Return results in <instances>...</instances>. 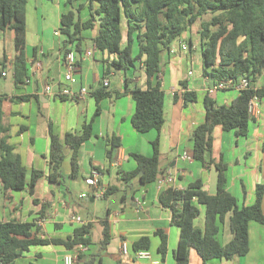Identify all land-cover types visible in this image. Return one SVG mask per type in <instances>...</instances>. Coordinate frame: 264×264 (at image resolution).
Segmentation results:
<instances>
[{
  "label": "crops",
  "instance_id": "1",
  "mask_svg": "<svg viewBox=\"0 0 264 264\" xmlns=\"http://www.w3.org/2000/svg\"><path fill=\"white\" fill-rule=\"evenodd\" d=\"M32 1L28 0L27 5L28 78L21 85H16L13 70L15 52L6 53L2 45L0 63L5 62L8 68L3 69L7 72L6 77L0 74V94L7 96L4 122L10 129L9 142L27 168L28 180L33 171L43 175L36 184L34 195L28 189L5 192L0 181V223L19 221L35 224L33 234L48 240H67L73 237L77 228L91 225L89 237L92 244L74 250L54 244L34 246L25 251L15 264H65L68 255L77 256L73 264H87L91 260L93 264H175L180 231L172 223V211L161 205L160 194L170 187L185 190L198 180L203 182L204 190L209 194L217 192L218 170L215 165L206 168L194 158L182 159L184 153L193 154L191 134L205 122L204 97L212 85V81L203 76L201 45L198 47L193 42L189 51L176 56L165 52L159 78L166 94L165 124L160 132L153 130L140 134L131 121L135 103L131 94H124V91L126 83L130 88L146 86L143 70L105 75V54L96 48L93 41L98 35L97 26L93 30L83 31L85 42L82 50L71 52L77 62V81L69 84L65 80L67 69L61 52V38L55 34L59 31L61 14L68 10L65 0H38L41 7L52 5L57 20L50 25L42 23L40 27L36 24L30 28L28 7ZM38 1L34 0L36 6ZM85 2L78 0L74 5L77 7ZM43 17L44 11L41 12ZM82 17L84 20L89 17L87 9L82 11ZM4 35L0 33V45ZM88 52H92L91 56ZM198 59L202 68L200 77L194 71ZM1 69L0 66V73ZM10 76L11 84L1 82ZM113 78H118L116 86ZM105 81L109 82L107 87L104 86ZM183 81L197 93V102L185 105V90L181 86ZM257 85H264V76ZM48 86L51 92L46 91ZM103 87L115 93L101 100L97 115L95 93ZM65 88H70L77 95L82 88H86L87 94L75 98L61 95ZM238 96V91L226 90L217 92L215 98L219 105H230ZM260 109L262 116L250 125L246 137H236L233 132H225L221 127L214 131L213 158L216 163L222 160L226 164L227 190L236 197L240 207L252 205L257 185L264 183V103L260 104ZM91 122L93 137L80 149L76 177L73 176L71 161L73 150L66 147L62 181L50 182L47 176L50 171L51 134L64 140L68 133L81 132L83 125ZM113 137L119 138L121 146L115 151L113 160L109 161L108 141ZM157 137L160 139V167L163 174L171 170L176 176L173 185L160 189L158 181L146 185L138 179L131 183L123 182L125 173L138 169L139 164L133 155L151 157L152 142ZM94 170L101 172L104 189L119 187L121 191L109 197L97 196L94 188L85 182ZM82 194H86V197H81ZM231 216L228 214L224 224L220 225L218 239L222 245L233 239ZM104 222H108L112 235L106 249L100 246ZM204 224L205 208L201 207L196 225L203 228ZM159 232L167 237L165 254L159 251ZM142 238L150 239L151 258L137 260L133 244ZM124 243L129 247L128 256L121 251ZM249 245L250 250L245 257L215 259L209 264H264V226L254 221L249 225ZM80 254L84 256L83 259L79 258ZM189 264H204L195 249L190 251Z\"/></svg>",
  "mask_w": 264,
  "mask_h": 264
},
{
  "label": "trees",
  "instance_id": "2",
  "mask_svg": "<svg viewBox=\"0 0 264 264\" xmlns=\"http://www.w3.org/2000/svg\"><path fill=\"white\" fill-rule=\"evenodd\" d=\"M75 1L78 0H65L68 10L61 14V52L66 60L69 53L81 51L85 42L83 31L98 26V35L93 41L96 48L105 54V75L143 70L146 86L130 88L126 83L124 91V94H131L135 103L131 121L140 134L153 130L160 132L165 124L166 94L159 80L163 54H170L171 48L185 41L184 35L199 25L203 76L210 79L212 85L204 97L205 122L193 130L191 139L194 142V159L206 168L215 165L218 170L217 192L209 194L204 190L203 182L198 180L185 190L167 188L160 194L159 200L164 208L172 211V223L180 231L175 264H189L191 249L199 253L204 264L215 259L245 257L250 250V223L254 221L264 226V183L256 187L255 202L240 207L236 197L227 190L226 164L222 160L216 163L213 158V143L217 127L225 132H233L236 137L248 136L250 125L257 120L249 113V101L257 97L260 104L264 103V85H257L264 76V0H86L77 7ZM27 5L28 0H0V33H14L13 70L16 85H21L28 78ZM85 9L89 11V17L84 20L82 11ZM189 44L193 46L192 38H189ZM0 66L2 69L8 68L5 62ZM242 78L250 81V87L239 91V96L230 105H219L213 87L223 80L238 81ZM181 86L185 90V105L197 102V93L189 89L188 83L183 81ZM113 93L115 91L105 87L95 93L97 115L101 100L111 97ZM6 99V95L0 94V181L5 192L28 189L34 195L43 173L33 171L28 180V170L10 144V129L4 122ZM92 137L93 122L84 124L81 132L68 133L64 140L51 134L50 171L47 176L50 182L62 181L66 147L73 150L71 161L73 176L76 177L80 149ZM120 146L117 137L108 141L109 161L113 160ZM152 147L151 157L133 155L139 164L138 169L125 173L123 182L131 183L138 179L146 185L159 179L163 174L159 137L152 142ZM120 191L119 187H109L104 189V196L109 197ZM201 207L205 208L203 228L196 225ZM228 214H232L233 239L222 245L218 235L220 225L224 224ZM34 228L35 224L19 221L0 223V264H15L25 251L34 246L54 244L74 250L92 244L89 237L91 225L77 228L73 237L67 240L41 239L33 234ZM103 228L100 246L106 249L112 235L108 222L103 223ZM158 234L161 238L159 251L165 254L167 237L162 232ZM149 249V238H142L133 244L135 252ZM83 257L79 255L80 259ZM93 263L91 260L87 264Z\"/></svg>",
  "mask_w": 264,
  "mask_h": 264
},
{
  "label": "built area",
  "instance_id": "3",
  "mask_svg": "<svg viewBox=\"0 0 264 264\" xmlns=\"http://www.w3.org/2000/svg\"><path fill=\"white\" fill-rule=\"evenodd\" d=\"M55 34L58 36L60 35L59 31H57ZM189 49H190V44L188 42L182 41L180 42L178 46H173L171 48L170 54L173 56H176L182 52L189 51ZM87 54L91 56L92 52H88ZM65 66L67 69L66 74H65V80L69 84L76 83L77 80L75 78V73L77 69V62H76L74 53H69L67 55L66 60H65ZM0 74L2 77L7 76V72L3 69H1ZM189 74L191 75L192 72H190ZM108 85H109V82L105 81L104 86L107 87ZM250 85L251 83L247 78H242L238 81H235L233 79H227L215 85L213 87V90H215L216 92L226 91V90H236L239 92V91L247 89L248 87H250ZM46 91L51 92V87L48 86ZM86 94H87L86 88H82L78 95L72 92L70 88H65L64 90L61 91V95L71 96L72 98H75L77 96L84 97ZM249 113L254 119L261 118L262 111L260 109V104H259V100L257 99V97H254L249 101ZM193 158H194L193 154H190V153H184L182 155V159L184 160H192ZM175 178L176 176L173 174L171 170H169L168 172L160 176L159 179L157 180L159 188L162 189L164 187L172 186L175 181ZM85 182L88 186H91L94 188L95 194L97 196H100V197L104 196V188L101 185V172L99 170H94L92 174L85 179ZM81 197H86V194H82ZM77 220H80V218H77ZM81 249H84V247L81 246ZM121 251L124 256L129 255V247L127 243H124L122 245ZM134 257L137 260H142V259H150L151 255L149 251L142 250V251H136ZM76 259H77V256L74 257L72 255H68L65 258V264H73Z\"/></svg>",
  "mask_w": 264,
  "mask_h": 264
},
{
  "label": "rangeland",
  "instance_id": "4",
  "mask_svg": "<svg viewBox=\"0 0 264 264\" xmlns=\"http://www.w3.org/2000/svg\"><path fill=\"white\" fill-rule=\"evenodd\" d=\"M51 6L52 5H49V7H44V6L41 7L39 1L37 2V6H36L34 3V0L29 4L28 18H29L30 28H33V26H36V24H38V26L40 27L41 26L40 24H42V23L44 25H50L52 23H56L57 19H55V16L52 12ZM36 7H37V10H36ZM42 11H44V17L43 18H41V12ZM13 34L14 33L12 31H7L5 33L3 40L1 41L2 44L0 45L1 51H2L3 46H4L6 53H7V51H11L13 53L15 52L14 43L12 40ZM189 38H192V41L195 44H197V46L199 47V44H200L199 25L194 26L190 33H187L186 35H184L185 42H188ZM164 56H165V53L163 54V58H164ZM200 57H201V55H200ZM194 71H195L196 76L200 77L202 75V68H201V64H200L199 59H198L197 63L194 64ZM117 80H118V78H116V79L113 78L114 86L117 85ZM1 82L9 85L12 82V77L10 76L7 78V80H2Z\"/></svg>",
  "mask_w": 264,
  "mask_h": 264
},
{
  "label": "water",
  "instance_id": "5",
  "mask_svg": "<svg viewBox=\"0 0 264 264\" xmlns=\"http://www.w3.org/2000/svg\"><path fill=\"white\" fill-rule=\"evenodd\" d=\"M143 172H144V171H143ZM143 172H142V173H143ZM142 173L140 174V176L142 175Z\"/></svg>",
  "mask_w": 264,
  "mask_h": 264
}]
</instances>
